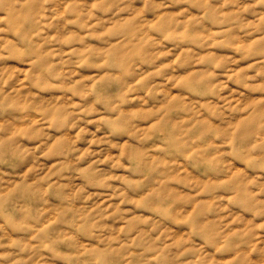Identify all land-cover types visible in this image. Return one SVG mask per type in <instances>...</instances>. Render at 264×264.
Here are the masks:
<instances>
[{
    "label": "rangeland",
    "instance_id": "1",
    "mask_svg": "<svg viewBox=\"0 0 264 264\" xmlns=\"http://www.w3.org/2000/svg\"><path fill=\"white\" fill-rule=\"evenodd\" d=\"M0 264H264V0H0Z\"/></svg>",
    "mask_w": 264,
    "mask_h": 264
},
{
    "label": "bare ground",
    "instance_id": "2",
    "mask_svg": "<svg viewBox=\"0 0 264 264\" xmlns=\"http://www.w3.org/2000/svg\"><path fill=\"white\" fill-rule=\"evenodd\" d=\"M191 68H192V65H191V64H188L187 66H185V67L182 68V69L187 70V69H191Z\"/></svg>",
    "mask_w": 264,
    "mask_h": 264
}]
</instances>
